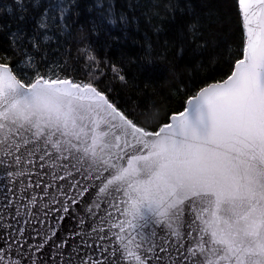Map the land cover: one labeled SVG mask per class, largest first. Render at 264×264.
Masks as SVG:
<instances>
[{
  "label": "snow or ice",
  "instance_id": "6c2138e0",
  "mask_svg": "<svg viewBox=\"0 0 264 264\" xmlns=\"http://www.w3.org/2000/svg\"><path fill=\"white\" fill-rule=\"evenodd\" d=\"M161 4L174 51L156 56L199 59L190 0ZM238 5L227 73L148 123L52 55L81 17L128 39L136 3L0 0V264H264V0Z\"/></svg>",
  "mask_w": 264,
  "mask_h": 264
},
{
  "label": "trees",
  "instance_id": "16d2710c",
  "mask_svg": "<svg viewBox=\"0 0 264 264\" xmlns=\"http://www.w3.org/2000/svg\"><path fill=\"white\" fill-rule=\"evenodd\" d=\"M132 2L137 4L134 9L136 19L128 39L116 40L90 32V25L81 17L80 22L74 23L66 33L58 34L59 49L56 50L54 43L52 55L61 62L67 61L66 71L73 78L93 80L134 118L144 116L145 122L155 123L147 118L149 114L158 113L162 120L166 119V115L182 110L183 101L196 88L219 80L227 73L241 47L239 5L238 0H190L193 14L185 15L181 22L197 21L199 34L196 40L205 41L207 47L201 50L199 59L186 56L176 60L170 54L165 61L156 53L161 49H167L169 53L174 51L171 41L175 25L164 14L162 4L157 9L158 0ZM128 3L129 0H117V8L133 11L128 9ZM76 20L73 15V21ZM196 46L190 42L191 48ZM0 49L8 51L7 37L2 33ZM85 52L95 56V62H88ZM149 52L153 65L144 70ZM113 65L120 69L124 81L112 71Z\"/></svg>",
  "mask_w": 264,
  "mask_h": 264
}]
</instances>
